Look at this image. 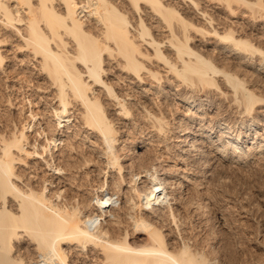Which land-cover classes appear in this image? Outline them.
Listing matches in <instances>:
<instances>
[{
  "label": "bare ground",
  "instance_id": "6f19581e",
  "mask_svg": "<svg viewBox=\"0 0 264 264\" xmlns=\"http://www.w3.org/2000/svg\"><path fill=\"white\" fill-rule=\"evenodd\" d=\"M204 1L223 5L230 24L219 23L201 6ZM244 8L264 17V0H0V71L7 70L2 48L14 35L20 49L34 56L39 76L53 93L47 113L30 109L32 117L21 127L10 122L0 131V264L221 263L217 256L185 242L170 247L168 233L154 225L155 220L151 223L157 218L154 211L174 204L178 185L191 184L195 176L172 169L159 172L155 162L138 170L133 159L122 163L130 148L120 142L110 112L128 120L146 139L163 143L170 130L163 103L152 109L132 93L140 88L147 100L165 97L167 91L159 90L164 76L157 67L163 66L180 91L172 103L188 109L173 121L177 134L169 146L176 148V160L186 162L191 152L204 155L206 145L222 159L237 162L251 153L264 154V130L257 127L258 117H264L257 109L264 106V94L254 90L257 86L250 88L249 79L239 74L242 70L264 74V47L234 25L232 18ZM198 36L205 39L203 47L212 49L195 45ZM213 89L245 117L242 124L250 121L248 130L254 136L232 130L225 117L209 118V111L222 105L201 102ZM42 99L30 98L29 103L38 105ZM82 128L86 129L81 132ZM147 143L150 140H141L142 150L148 151ZM83 144L98 152L102 168L93 165L96 161L81 160V154L77 160ZM196 158L193 162L203 161L198 163L202 170L211 164ZM83 165L87 171L80 176ZM91 174L102 178L94 197L84 182ZM176 211L172 208L168 216L177 228ZM120 212L131 219L133 234L129 228L113 234L121 228ZM29 249L36 252L33 257L26 255Z\"/></svg>",
  "mask_w": 264,
  "mask_h": 264
},
{
  "label": "rangeland",
  "instance_id": "374dc122",
  "mask_svg": "<svg viewBox=\"0 0 264 264\" xmlns=\"http://www.w3.org/2000/svg\"><path fill=\"white\" fill-rule=\"evenodd\" d=\"M250 1H255V0H250ZM201 6L204 8L206 7L205 9L208 8L207 12L211 15H215L218 22L221 23L222 25L230 24L229 23L230 17H228L227 15L228 13H226L227 11L223 7V5L221 4L210 5L208 4V2L204 1L202 2ZM240 10L242 11L240 12L238 9L239 12L238 16L232 18L236 22V23L234 22V25L237 26L238 29L239 28L242 29L244 36L246 35L248 37L254 38V42H256L257 44H261L264 47V17L259 16V14L255 15L256 16L255 17L254 14H252L248 8H244ZM189 12L190 10L188 11V13ZM191 12L189 15L193 16ZM14 37H15L14 35H10L8 37L9 40V42H7L8 44L4 45V47L2 48L4 50L3 53L7 58L4 60V62H6L5 68L7 70H5L6 72L0 71V123H1L0 131L3 130V128L6 129L7 126L5 125H8L10 122L12 123V124L10 123L12 127L16 126L17 123H18L17 126H19V124L21 123L19 126L21 127L23 124H25V121L31 119L32 116H30V114L32 109L34 111H40V112L43 111L42 113H47L48 109H51L50 106H52L51 100L53 98L51 99V97H53L52 96L53 93L50 88L49 89L51 91L49 89L47 90V88L49 87L48 84L44 82L45 79L42 76H39L40 75L39 68L36 67L37 61L26 48L20 49L19 47L20 44H18L20 42L17 39V37L15 38ZM210 41L214 42V39L211 38ZM204 42L205 39L203 37L198 36L194 44L199 46V48H202L205 51L206 50L208 51V48L212 49L211 45H208L209 46L208 48L203 47L202 44ZM157 67L160 70L161 74L164 76L163 83L161 87H159V90L164 92L167 91L165 97H163L164 95L163 96L156 95L157 98L155 96L154 97L151 96L150 98L153 97V99L147 100V97L143 96L144 92L140 88H137V90L133 88L132 90L134 92L132 91V93L134 97L141 98V100H146L145 104L152 109L157 108L156 106L157 103H161V102L163 103V108L170 119L169 120L170 124L168 123L169 126L167 124L168 129L170 128V130L166 128L165 132L167 130L168 131L167 134L164 133L166 134L165 135L166 137L163 135L164 136V138H162V140H164L163 143L160 142L159 140H156L158 141L156 142L153 138L146 139L147 137L146 134L145 133L139 134L138 132H136L133 125H131V123H129L128 120L127 121L121 120L118 116H115L112 111L110 112V114L112 113L111 117L114 119V121H116L115 122L116 127H118L119 129L117 132V136L120 139V142L122 141V143H124L126 146L130 148V150L128 151L129 152L128 156L125 157L126 159H123L122 163L126 164L133 159L132 160L134 161L133 164L135 163L133 167L135 166L134 168L138 170L141 169L142 167L143 168L151 167L150 163L155 162L157 163L159 172L172 169L171 172L174 173L178 172L177 174L179 175L189 174V172L190 173L192 172L193 174L191 173L192 175L190 176L192 177L195 176L194 179L192 178L193 182L191 184H188L186 181H184L180 185H178L177 189L174 192V196L176 198L175 200L172 199V202H174V204L172 203L173 206L171 205L169 208L168 206L164 207L162 209L163 210L162 212L154 211V213L157 212L155 214L157 218L156 217L152 218L153 220H150L152 221L151 223H153L154 220L155 221L158 220L157 222L154 221L153 224L154 225H156V223L157 225L159 224L158 227L161 225L160 227L163 228L162 230H164L165 233H168L167 238L170 243V247H182L184 246L185 243L193 245L192 247H198L200 249H203L205 252L207 251L208 254L217 256L219 259V260L217 259L218 260L217 262L218 263L221 262L219 264H223V263L224 264H261V262L263 263L264 262V154L251 153L245 156L247 158L243 157L240 162H237V161L227 160V158L222 159L221 157H219L220 155H218L217 153L215 154V152L213 153L212 149H210L209 147L206 148L207 147L206 145L204 146L206 154L201 155L199 153L196 154L197 152H191L194 155L191 154L190 155L191 157L189 156L186 162L185 160L184 161L176 160L178 152L176 148H174V146L172 147L169 146V144L175 140L173 138L177 134L174 131L175 126H177V123L175 125L173 121H175L177 118H182L184 114L188 113L187 112L188 109H186L187 107L182 105V103L181 104L179 103V105L176 106L172 103L173 100L174 101L177 100L174 99V97H177L176 95H174V93H177L178 95V93L180 92V91L178 92L176 91L177 89V86L175 84L176 80L172 77L171 74L166 73L165 68H163V66H157ZM239 74L241 76L242 75L245 76L247 80L249 79L248 81L250 84L248 83V86L250 88H255L257 86L254 90L255 91L257 90L258 94L259 93L262 95L264 94V74L260 75L259 73H254L252 71H243V70L239 72ZM151 82H149V80L147 81V83H151ZM155 82L156 81H154L153 84L156 85L157 82L156 83ZM147 86L149 87V85H145L146 88H148ZM222 86L224 85L222 84ZM120 88L123 89V86H121ZM224 89L226 88L224 87ZM213 91H215L216 94ZM213 91L209 92L207 95L203 94L201 102L206 104L212 101L211 103H214L216 105L221 103L222 105L221 106L219 105L220 107L218 106L220 109L218 107L216 108V106L213 107V109L209 111V118L214 119V118H219L220 116L223 118L225 117V119L230 121V124L232 125L231 126L232 130H243L245 133L249 134V136H252L254 134V131L248 130V126H247V123H249L250 121L247 122L245 120V124H242L240 121L241 119L243 120L245 117L243 118V115L240 112H238V110L234 107V105L230 104L229 105L230 108H229L228 105L225 103L226 101L222 100L225 98H223V96L220 95L217 90L213 89ZM154 92L155 91H153V93ZM30 98L32 100L35 99L40 100L42 98L43 99L41 100L40 103H38V105H36V103L33 104L29 103ZM211 99H213L214 101ZM45 101H47V103ZM107 102L109 103L108 104L109 108L111 109L114 108V105L111 104L110 101ZM257 109L261 112H264V106L260 105L259 108L257 107ZM9 118L12 119L10 120ZM258 118H259V120H257L258 130L263 132L264 117L263 115H260ZM172 124L174 127L172 126ZM184 124L185 126H187V123ZM197 124L198 123L195 121L194 125L196 126ZM11 126L9 128H11ZM85 129L86 128H82L80 130L81 132H83V130ZM79 136L83 137V135H79ZM89 136L91 140L93 139L92 141L97 140L96 137H92L91 135ZM143 139L150 140V143L153 142L151 144L147 143L148 151L146 149L142 150L143 146L142 147L140 146V142ZM166 142H168V144ZM86 144L88 145V143ZM86 144L80 146L79 149H81V152L80 151L78 152L79 154L76 156L77 160L80 159L82 160L87 158L88 160L87 159L86 160L88 163H93L96 161L95 163H93V165H96L97 167L99 166L103 167L104 164L101 162V159L97 158L98 156H96L98 155V152L96 153V150L93 149L94 150L93 151L91 148L90 150L87 146L84 147V145ZM165 144H167L168 147L171 148L164 147ZM141 151H142V155H141ZM146 151L149 153L146 154ZM83 154L86 155V157ZM211 154L213 155L212 157L210 156ZM78 156L80 159L78 158ZM81 156L85 158H82ZM193 157L196 158L197 160H203L204 158H205L204 161L209 160L210 161L209 163H211L208 166L209 168L205 167L206 169L204 168L202 170L199 164H201V162L203 161L193 162L192 159ZM152 158L154 160H152ZM175 163L176 166H174ZM138 164L141 165L139 166L140 168L139 167L137 168L136 165ZM162 167L165 168L163 169ZM85 171H87V168L83 165V168L79 169L78 173L80 174V176H82V174H85ZM44 173H41V175ZM194 180L196 183L194 182ZM128 181L130 182V178L126 179V182ZM84 182H85V188H87L86 191H88V194L90 196L94 197L93 195L95 193L94 188L99 183L102 182V178H100V176L98 175L96 176V174L95 175L91 174L84 179ZM90 204H92V200ZM90 206L93 207V204ZM172 208L175 211L178 209L176 213L178 217L179 227L177 228L176 225L173 223V221H170V216H168L170 215L169 211L170 210L172 211ZM121 212L118 213V218H120L121 221L120 222L121 228L117 229L114 226H109V229H112V227H114L113 229L116 228L115 231L117 230L118 232L117 231L115 232L113 229L112 230L114 232L112 230L111 231L113 232L114 235H116V233L119 235L122 234L123 228L124 230L129 228L131 231L129 229L128 230L130 231V233L133 234L134 228L131 219L129 218L130 221L127 220L129 216L126 217V215H124ZM125 219L128 221V223H126ZM26 252H27L26 255L29 257H33L36 253L33 252L31 249H29V251L26 250Z\"/></svg>",
  "mask_w": 264,
  "mask_h": 264
}]
</instances>
